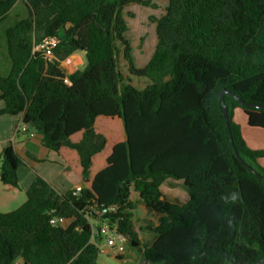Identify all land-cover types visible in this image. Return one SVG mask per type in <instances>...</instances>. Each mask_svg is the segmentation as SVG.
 Returning a JSON list of instances; mask_svg holds the SVG:
<instances>
[{
	"label": "trees",
	"instance_id": "obj_1",
	"mask_svg": "<svg viewBox=\"0 0 264 264\" xmlns=\"http://www.w3.org/2000/svg\"><path fill=\"white\" fill-rule=\"evenodd\" d=\"M19 1L28 15L5 31L11 67L0 75V116L22 115L46 147L74 154L69 171L82 190L61 193L38 176L23 206L0 213V264H98L102 237L93 225L102 224L150 264H259L264 180L236 157L223 105L240 156L264 178V150L250 149L234 121L241 109L249 126L264 129V0H169L143 68L123 12L149 1L0 0V22ZM49 38L58 40L51 58L34 50ZM77 52L86 66L68 74L62 63ZM121 55L131 76L150 81L145 89L123 75ZM104 119L118 122L112 132L118 139L123 130L126 141L96 175L111 145ZM22 165L13 144L5 147L1 183L19 189ZM167 179L184 181L185 204L162 199ZM132 191L159 217L151 246L134 222ZM232 192L240 193L234 203Z\"/></svg>",
	"mask_w": 264,
	"mask_h": 264
},
{
	"label": "crops",
	"instance_id": "obj_2",
	"mask_svg": "<svg viewBox=\"0 0 264 264\" xmlns=\"http://www.w3.org/2000/svg\"><path fill=\"white\" fill-rule=\"evenodd\" d=\"M1 57L0 63L1 60L4 59L3 65L5 67V63L7 62L6 53ZM62 65L68 74H72L77 70L83 69L86 66L85 53L77 52L71 55L62 63ZM4 107V101L0 100V110ZM237 111H241L244 114L241 109H237ZM240 122L241 123H239V125L242 129V136L248 147L252 150H264V129L256 128L257 130H247L246 125L248 127L250 126L248 125L246 116L244 120ZM117 124L118 122L112 119H104L102 122V125L111 141V145L108 147V151L105 152L96 163V175L108 166V158L113 151L115 146L114 144L126 141V135L123 130L122 133L118 135V139L115 138V133H113L112 130L117 126ZM112 140H114V142H112ZM11 144H13L16 152L23 160V165L18 170L21 187L18 189L11 186H5L0 181V213H9L23 206L27 201L26 193L38 176L53 185L61 193H66L72 189L82 186L74 184L69 171V160L71 161L75 159V155L67 152V159L63 155H60L46 147L41 135L31 129H28L22 124V115L0 116V165L1 153L3 149ZM259 163L264 168V159H261ZM161 191L162 199H166L173 204L183 205L189 200L188 192L185 188L184 181L182 180L178 181L174 179H167L163 183ZM131 200L136 202L134 222L139 229L140 238L144 244L151 246L157 237L153 228L158 226L159 217L150 212L143 203L137 201L138 194L134 191L131 193ZM126 254L127 253L122 255L123 259H121V261L125 264L129 262ZM131 255H134V258L137 260L140 259L142 261L143 259V256L133 249L130 256ZM107 256L116 258L110 254ZM148 264L150 263L148 262Z\"/></svg>",
	"mask_w": 264,
	"mask_h": 264
},
{
	"label": "rangeland",
	"instance_id": "obj_3",
	"mask_svg": "<svg viewBox=\"0 0 264 264\" xmlns=\"http://www.w3.org/2000/svg\"><path fill=\"white\" fill-rule=\"evenodd\" d=\"M142 1H149L150 5L132 3L125 7L123 12L124 19L128 26V31L125 34V38L129 41L130 46L132 47L134 63L137 68H143L153 55L158 42L157 20L166 14L169 4V0ZM27 15L28 10L25 4L22 1H19L16 6L8 13L6 19L0 22V58H2L1 56L5 53L7 55L5 31L8 28L13 27L20 19L27 17ZM120 47L122 48V46ZM3 60L4 59H2L0 63V75L7 76L11 65L8 55L6 57L7 62L5 63V67L3 65ZM120 63L123 75L130 79L131 84L134 87L142 90L149 84L147 79H140L129 74L128 63L124 60L122 55ZM235 111L234 121L239 124L241 123L240 121L244 120L245 116L241 111H237V109ZM246 127L247 130H257L255 127H248L247 125ZM131 252L132 249L128 247L126 256L129 259V262L126 264H148V261L144 258L141 261L140 259L137 260L134 258V255L130 256ZM107 255L108 254L100 256L98 264H125L120 259H117V257L112 258L108 257Z\"/></svg>",
	"mask_w": 264,
	"mask_h": 264
},
{
	"label": "built area",
	"instance_id": "obj_4",
	"mask_svg": "<svg viewBox=\"0 0 264 264\" xmlns=\"http://www.w3.org/2000/svg\"><path fill=\"white\" fill-rule=\"evenodd\" d=\"M58 40L57 38H49L45 39L42 43L35 47V51L43 52L46 56L52 57L51 51L57 46ZM26 127V126H25ZM25 130V128H24ZM82 190V187H78L76 189V193H79ZM52 224L68 227L70 224V220L65 218H53ZM93 228L97 233L100 232L102 241L98 243V248L100 252V256L105 254H110L119 258L124 255L129 247L127 239L118 232L116 227H110L108 224H102L99 229L97 226L93 225Z\"/></svg>",
	"mask_w": 264,
	"mask_h": 264
},
{
	"label": "water",
	"instance_id": "obj_5",
	"mask_svg": "<svg viewBox=\"0 0 264 264\" xmlns=\"http://www.w3.org/2000/svg\"><path fill=\"white\" fill-rule=\"evenodd\" d=\"M227 94V92L225 91H222L221 92V97L222 99L224 98V96ZM242 105L244 106H253V107H257V108H262V107H259V106H256V105H251V104H248L247 102L241 100V99H237ZM223 114H224V117L226 119V122H227V126H228V130H229V133H230V137H231V142H232V146H233V149H234V152H235V155L236 157L238 158V160L245 166H247L258 178L260 179H263V176L260 175L253 167L249 166L244 160L243 158L240 156V153L239 151L237 150L236 146H235V143H234V140H233V137H232V130H231V126H230V121H229V114H228V108L226 105H223ZM264 263V259L261 260L259 262V264H263Z\"/></svg>",
	"mask_w": 264,
	"mask_h": 264
},
{
	"label": "clouds",
	"instance_id": "obj_6",
	"mask_svg": "<svg viewBox=\"0 0 264 264\" xmlns=\"http://www.w3.org/2000/svg\"><path fill=\"white\" fill-rule=\"evenodd\" d=\"M240 193L239 192H232L231 194V201L234 203L239 199Z\"/></svg>",
	"mask_w": 264,
	"mask_h": 264
}]
</instances>
